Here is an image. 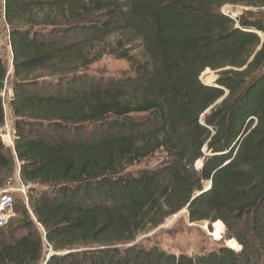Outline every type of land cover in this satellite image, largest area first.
<instances>
[{
    "label": "trees",
    "instance_id": "16d2710c",
    "mask_svg": "<svg viewBox=\"0 0 264 264\" xmlns=\"http://www.w3.org/2000/svg\"><path fill=\"white\" fill-rule=\"evenodd\" d=\"M228 4L264 0H4L16 138L0 141V186L17 161L31 194L0 229V264H41L46 249L47 264H264V19L236 22ZM108 54L133 75L90 76ZM8 71L0 49V128ZM160 151L156 169L126 172ZM186 209L241 249L136 243Z\"/></svg>",
    "mask_w": 264,
    "mask_h": 264
},
{
    "label": "rangeland",
    "instance_id": "374dc122",
    "mask_svg": "<svg viewBox=\"0 0 264 264\" xmlns=\"http://www.w3.org/2000/svg\"><path fill=\"white\" fill-rule=\"evenodd\" d=\"M226 12H229L233 15L236 20L242 16L248 18L264 19V7L255 8L245 4H228L225 7ZM9 32L10 28L6 24L4 18V0H0V44L1 56L3 61L8 67V79L5 84L4 90L1 92L3 98V106L5 111V126L0 128V141L7 147L14 150V146H7L6 142L9 139H6L5 135L10 134L11 140L15 143V121L16 118L12 114L10 108V102L14 96L13 84V53L10 47L9 42ZM116 36H114L115 38ZM114 40V39H113ZM129 50H132L131 54L136 56L138 59L142 58L141 53V43L139 41L134 42L132 45L127 46ZM99 49V48H98ZM87 73L90 76L96 78H105V79H119L126 76L133 75L132 65L126 60L118 59L113 55H105L102 59L92 64ZM201 79L203 83L208 85H214L217 78V71L207 69ZM210 76L212 80H209ZM50 80V79H49ZM208 80V81H207ZM164 152H158L152 157L146 158L143 161L136 163L132 166L127 167V173H139L145 170H154L156 169L163 161H165ZM201 162H198L196 165L201 166ZM19 164L16 161V166L14 172L10 178H8L3 186L8 185L11 182L12 186L17 184V177L19 174ZM2 186V187H3ZM31 188L38 193L44 188L41 186L32 185ZM31 194L30 189L27 192V195L16 194V203L14 206V217L11 222H17L22 218V215L18 213L16 206L25 207L27 210H30L29 206V195ZM30 212V211H29ZM225 226V225H224ZM226 229V228H225ZM215 232L214 224L210 226L208 222H198L191 223L188 217L186 210L180 212L177 215H174L167 219L164 224L156 229H148L146 232L140 234L136 240V243L142 245L145 248H151L153 246H159L161 249L174 254L185 253L188 255H196L208 253L213 250L218 249L222 244L229 246V242H222L221 237L225 235L226 231H223L220 239L213 236ZM24 234V233H22ZM233 240V239H232ZM233 248V247H231ZM239 250L240 247L233 248ZM53 251L46 249L44 260L41 264H45L47 257Z\"/></svg>",
    "mask_w": 264,
    "mask_h": 264
},
{
    "label": "built area",
    "instance_id": "2783aa9c",
    "mask_svg": "<svg viewBox=\"0 0 264 264\" xmlns=\"http://www.w3.org/2000/svg\"><path fill=\"white\" fill-rule=\"evenodd\" d=\"M225 7L226 5L221 8V12L237 22L233 15H231L229 12H226ZM258 34L259 36L263 37L261 33L258 32ZM0 47H2L1 44ZM6 136H9V140L5 141L6 145L8 147L14 146V143L11 140V135L6 134L5 137ZM17 178V184L15 186H12L11 182L6 186H0V229L5 228L14 217V206L16 203L15 195H27V192L30 189V186L22 181L20 172Z\"/></svg>",
    "mask_w": 264,
    "mask_h": 264
},
{
    "label": "bare ground",
    "instance_id": "6f19581e",
    "mask_svg": "<svg viewBox=\"0 0 264 264\" xmlns=\"http://www.w3.org/2000/svg\"><path fill=\"white\" fill-rule=\"evenodd\" d=\"M205 75H208V73L204 74V76ZM209 80H212L211 76H210ZM6 139H8V137H6ZM214 228H215V232H214L213 236L220 239L221 234L223 233V231H225L224 224L221 221H218L215 223ZM229 245L233 248H237V246L240 247L239 244L235 240H230Z\"/></svg>",
    "mask_w": 264,
    "mask_h": 264
},
{
    "label": "water",
    "instance_id": "95a60500",
    "mask_svg": "<svg viewBox=\"0 0 264 264\" xmlns=\"http://www.w3.org/2000/svg\"><path fill=\"white\" fill-rule=\"evenodd\" d=\"M204 75V74H203ZM220 101H222V100H220ZM201 164H202V162H201ZM186 212H187V209H186ZM215 225V224H214ZM225 231H226V229H225ZM221 239H223V237H221ZM230 241V240H229ZM229 241H227V242H229ZM135 244V243H134ZM134 244H130V245H134ZM240 246V245H239ZM240 249H241V246H240ZM67 253H69V252H60V253H57V254H67ZM55 254V252H52L48 257H47V260H46V262H45V264H47V262H48V260L50 259V257L52 256V255H54Z\"/></svg>",
    "mask_w": 264,
    "mask_h": 264
}]
</instances>
